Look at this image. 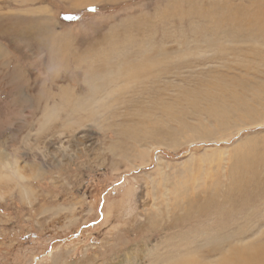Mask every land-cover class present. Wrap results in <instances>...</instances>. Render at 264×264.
I'll return each mask as SVG.
<instances>
[{"label": "rangeland", "instance_id": "374dc122", "mask_svg": "<svg viewBox=\"0 0 264 264\" xmlns=\"http://www.w3.org/2000/svg\"><path fill=\"white\" fill-rule=\"evenodd\" d=\"M259 248L264 0H0V264Z\"/></svg>", "mask_w": 264, "mask_h": 264}, {"label": "bare ground", "instance_id": "6f19581e", "mask_svg": "<svg viewBox=\"0 0 264 264\" xmlns=\"http://www.w3.org/2000/svg\"><path fill=\"white\" fill-rule=\"evenodd\" d=\"M235 18V17H234ZM232 19V18H231ZM222 20V19H221ZM4 29V28H3ZM26 30V29H25ZM24 30V31H25ZM22 31V30H21ZM20 31V32H21ZM27 31V30H26ZM13 33H15V35H20L18 33V31H15V29H13L12 31ZM17 32V33H16ZM22 33V32H21ZM25 33V32H24ZM43 39V38H42ZM55 44V43H54ZM236 186V185H235ZM248 251V250H247ZM247 251H243L241 252V258L239 257L238 259L235 258L233 256V260L232 259H226V263L225 264H264V256H262V254H260V248L254 252H247ZM238 256V255H237Z\"/></svg>", "mask_w": 264, "mask_h": 264}]
</instances>
